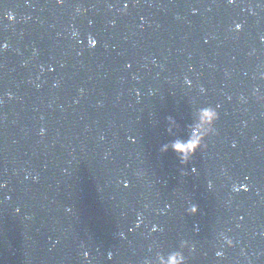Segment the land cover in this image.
<instances>
[{"label":"water","instance_id":"obj_1","mask_svg":"<svg viewBox=\"0 0 264 264\" xmlns=\"http://www.w3.org/2000/svg\"><path fill=\"white\" fill-rule=\"evenodd\" d=\"M0 45V264H264V0H0Z\"/></svg>","mask_w":264,"mask_h":264},{"label":"clouds","instance_id":"obj_2","mask_svg":"<svg viewBox=\"0 0 264 264\" xmlns=\"http://www.w3.org/2000/svg\"><path fill=\"white\" fill-rule=\"evenodd\" d=\"M229 3H232V0H228ZM126 7V6H125ZM8 19L11 20L12 16L9 14ZM237 29H239V25L236 26ZM75 35V33H73ZM90 46H94L95 41L89 40ZM6 45H0V50L3 48H6ZM261 80H264V73H262L259 77ZM253 95H255V90L253 91ZM218 107V106H217ZM219 119V114L216 108L213 107H203L200 108L197 112V121H196V128H197V134L190 135L188 139L182 140V141H174L170 145L166 144L163 145L161 148L162 152H166L169 149L173 153H175L181 163L187 162L195 153L197 150L202 151L205 147L204 141L206 137H208L210 134L215 135L214 130V124ZM169 124L171 126L172 122L169 121ZM43 131V130H42ZM2 187V185H0ZM237 189L233 187V191H236ZM240 190L247 191V188L243 185L240 186ZM197 211L196 207L193 205L187 209L188 214H195ZM221 239L223 240V245L231 248L233 247V241L221 234ZM188 247V245L185 242H181L180 248L183 250L184 248ZM221 254L220 252L216 253V256L219 257ZM84 258H88V253H84ZM144 264H153L152 261L145 260ZM154 264H186V258L183 255L182 251H173L164 255H158L155 258Z\"/></svg>","mask_w":264,"mask_h":264}]
</instances>
